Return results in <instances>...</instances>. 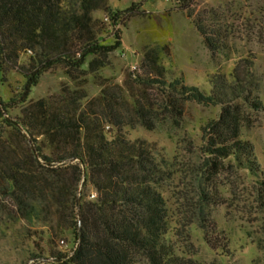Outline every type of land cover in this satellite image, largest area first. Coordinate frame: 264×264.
<instances>
[{"label":"trees","instance_id":"trees-1","mask_svg":"<svg viewBox=\"0 0 264 264\" xmlns=\"http://www.w3.org/2000/svg\"><path fill=\"white\" fill-rule=\"evenodd\" d=\"M191 1L177 0L182 9ZM107 2L0 0V84L8 62L25 79L8 101L0 97V195L9 198L12 217L23 222L20 233L50 247L48 253H32L35 264H197L180 255L172 240L178 222L165 196L168 160L163 149L155 141L128 137L114 94L104 89L87 100L77 83L57 95L30 100L41 76L55 66L63 65L77 81L96 73L105 65L103 58L123 44V15L135 12L138 4L121 11ZM100 9L115 31L112 43L100 39L103 22L93 15ZM194 23L211 50L220 49L226 34L202 15ZM21 52L30 54L27 65H17ZM151 56L156 77L135 79L162 88L167 105L177 109L176 97L222 105L219 119L204 127L206 165L234 159L264 184V168L254 145L241 138L240 108L234 104L243 98L250 107L262 108L253 95L258 83L248 84L239 75L234 85L213 78L206 92L181 77L164 80L158 53ZM140 104L135 102L136 113L149 126ZM17 108L20 112L11 115Z\"/></svg>","mask_w":264,"mask_h":264},{"label":"rangeland","instance_id":"rangeland-1","mask_svg":"<svg viewBox=\"0 0 264 264\" xmlns=\"http://www.w3.org/2000/svg\"><path fill=\"white\" fill-rule=\"evenodd\" d=\"M134 3L138 4L135 12L123 15V44L103 58V67L76 81L63 65H57L41 76L30 100L57 95L77 83L86 91L87 100L104 89L110 91L128 124V137L157 142L168 160L164 187L170 215L178 222L176 234H172L178 253L197 264H264V184L234 159H221L212 166L205 163L204 127L219 119L222 105L176 97L174 109L167 105L162 88L135 79L136 75L155 76L151 53L156 52L159 64L166 69V81L181 77L185 84L197 85L206 92H210L213 78L234 85L239 75L248 84L258 83L253 95L259 97L262 108L250 107L243 98L234 104L240 108L241 138L254 145L256 158L264 168V0H192L186 9L177 0L107 2L121 11ZM93 15L103 22L101 41L112 43L115 31L106 18L108 13L100 9ZM198 15L226 34L217 51L211 50L195 25ZM29 55L21 52L17 65H27ZM6 68L0 97L8 101L25 79L12 62ZM136 101L146 111L149 126L137 115ZM20 110L11 109V115ZM2 122L0 118V128ZM90 191L94 192L92 188ZM9 203V198L0 195V264H35L32 253H48L50 247L40 238L20 233L23 222L12 217ZM210 239L214 244L208 242Z\"/></svg>","mask_w":264,"mask_h":264},{"label":"water","instance_id":"water-1","mask_svg":"<svg viewBox=\"0 0 264 264\" xmlns=\"http://www.w3.org/2000/svg\"><path fill=\"white\" fill-rule=\"evenodd\" d=\"M74 161V160H73ZM85 175H86V173H85V171H84V173H83V178H85Z\"/></svg>","mask_w":264,"mask_h":264}]
</instances>
